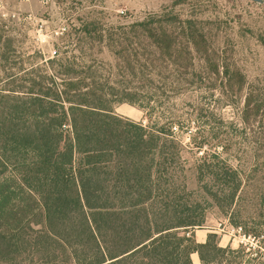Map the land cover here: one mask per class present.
Wrapping results in <instances>:
<instances>
[{
	"label": "trees",
	"instance_id": "16d2710c",
	"mask_svg": "<svg viewBox=\"0 0 264 264\" xmlns=\"http://www.w3.org/2000/svg\"><path fill=\"white\" fill-rule=\"evenodd\" d=\"M83 24L78 38L104 42L115 56L110 68L116 76L136 77L167 60L192 69L201 52L212 70L221 68L192 19L177 26L167 16H148L117 32ZM4 38L0 33V64L10 40ZM93 63L85 68L104 66ZM79 66L53 58L20 78L0 77V264H193V253L201 264H238L244 249L221 247L216 233L205 243L191 234L205 221L190 215L199 204L186 197L198 192L180 182L174 167L181 143L166 137L171 134L164 128L114 111L121 102L150 106L155 75L141 78L146 95L130 86L108 95L100 87L85 90L82 85L103 81ZM235 79L228 78L230 89ZM260 115L264 95L252 89L242 116L250 122ZM214 157L217 162L205 158L200 165L204 199L227 211L245 201L261 204L256 210L263 221L254 224L264 225L258 170L247 174Z\"/></svg>",
	"mask_w": 264,
	"mask_h": 264
},
{
	"label": "rangeland",
	"instance_id": "374dc122",
	"mask_svg": "<svg viewBox=\"0 0 264 264\" xmlns=\"http://www.w3.org/2000/svg\"><path fill=\"white\" fill-rule=\"evenodd\" d=\"M148 16H167L177 26L187 19L194 20L200 32L205 33L203 44L210 59L219 63V71L209 67L201 52L194 55L192 69H181L167 60L151 70L138 71L136 77L116 76L117 72L110 68L115 56L108 46L100 41L80 40L77 35L85 22L93 21L117 32L119 25ZM0 33H4V41L10 39L6 60L0 64V77L20 78L29 69L38 71L49 59L67 58L80 64L77 70H88L84 75L93 73L98 80L102 77V85L88 81L91 85H82L85 90L100 87L111 95L113 90L130 86L146 95L148 84L141 78L155 75L152 96H147L152 97L150 106L121 102L113 105L114 111L156 130L164 128L171 134L166 137L181 143L180 159H176L174 167L182 175L180 182L198 192L186 197L188 204H199L190 215L205 221L195 230L216 224L226 230L243 225L247 233L258 237L264 234V225L254 224L263 221L256 210L261 204L255 207L245 201L227 211L199 192L204 185L199 179L200 165L205 158L217 162L214 155L247 174L257 169L264 190V116L250 122L242 116L250 90L264 95V4L251 0H0ZM94 59L102 60L104 66L89 71L85 67L93 66ZM230 76L241 81L243 88L239 89L235 79L234 89H230ZM108 99L115 100L113 96ZM173 143L170 142L172 151ZM238 249H242L241 245L235 250ZM238 257L239 263L264 264L253 260L245 249Z\"/></svg>",
	"mask_w": 264,
	"mask_h": 264
},
{
	"label": "built area",
	"instance_id": "2783aa9c",
	"mask_svg": "<svg viewBox=\"0 0 264 264\" xmlns=\"http://www.w3.org/2000/svg\"><path fill=\"white\" fill-rule=\"evenodd\" d=\"M224 230L225 229L222 227V231ZM228 232L234 239H237L242 249H245L250 257H254L252 258L253 260L259 259L264 262V239L261 240L264 238V234H261V237L247 234L242 226H232Z\"/></svg>",
	"mask_w": 264,
	"mask_h": 264
},
{
	"label": "crops",
	"instance_id": "0c3cea01",
	"mask_svg": "<svg viewBox=\"0 0 264 264\" xmlns=\"http://www.w3.org/2000/svg\"><path fill=\"white\" fill-rule=\"evenodd\" d=\"M222 225L219 227V224L213 225V226H204L203 228H200L198 230L194 231V238L198 243H205L208 235L211 233H216L219 235V245L221 247H231L233 249H237L240 244L237 241V239H234L230 234H229V229L226 230L227 228L223 227L225 230L222 231ZM192 260L193 264H201L199 255L197 253L192 254ZM238 264H244L243 262L238 263Z\"/></svg>",
	"mask_w": 264,
	"mask_h": 264
},
{
	"label": "water",
	"instance_id": "95a60500",
	"mask_svg": "<svg viewBox=\"0 0 264 264\" xmlns=\"http://www.w3.org/2000/svg\"><path fill=\"white\" fill-rule=\"evenodd\" d=\"M251 1L259 3V4H264V0H251Z\"/></svg>",
	"mask_w": 264,
	"mask_h": 264
}]
</instances>
